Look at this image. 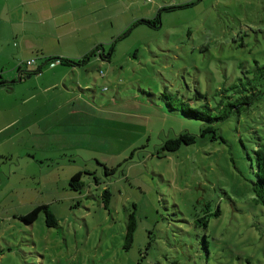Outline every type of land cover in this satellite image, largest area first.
I'll return each instance as SVG.
<instances>
[{
    "label": "rangeland",
    "instance_id": "374dc122",
    "mask_svg": "<svg viewBox=\"0 0 264 264\" xmlns=\"http://www.w3.org/2000/svg\"><path fill=\"white\" fill-rule=\"evenodd\" d=\"M31 59L32 76L17 68ZM255 61L264 0H0V73L15 81L0 86V264H264V94L211 141L142 93L213 104ZM186 131L195 143L160 150ZM40 205L56 226L20 220Z\"/></svg>",
    "mask_w": 264,
    "mask_h": 264
},
{
    "label": "trees",
    "instance_id": "16d2710c",
    "mask_svg": "<svg viewBox=\"0 0 264 264\" xmlns=\"http://www.w3.org/2000/svg\"><path fill=\"white\" fill-rule=\"evenodd\" d=\"M172 9V8H171ZM170 10V9H168ZM141 23L138 21L137 25ZM155 24V23H154ZM100 47H97L95 52H100ZM56 58L45 59L44 65L50 64ZM255 66L253 72L248 76L249 72H245L243 79L238 78V83H234L228 88L221 89L219 94L221 98L215 100L213 104L208 103L207 99L199 104H191L194 101L204 98L199 92L196 93L193 99H185L181 96L179 91H172L164 86L157 92L143 91L142 93L148 94L150 97H154L155 100L161 101L164 110L173 116H180L185 120L200 123V135L203 137L206 134H211L209 139L215 141L219 136L217 134V125L228 120L230 117H238L241 112L246 111L254 101L264 94V90H261L258 83L264 81V65L259 66L258 62H254ZM42 65V66H44ZM41 67L37 68L34 73L40 72ZM1 85V82H0ZM196 135L189 131L180 133L173 139H167L163 142L161 151L175 152L181 145H191L195 143ZM254 155V169L253 180L251 181L252 192L255 196V200L264 207V142L258 144V147L253 152ZM106 171L115 172V169H107ZM107 175V174H106ZM81 173L74 174L69 180V187L73 191H79L83 188V182L80 181ZM110 192L108 189L102 192L101 198L103 199L102 205L104 208L108 207L110 203ZM40 212L45 214V223L48 227L56 226L54 216L50 212L48 206L40 205L35 207L27 215L20 217L21 221L30 224L37 219V215ZM136 229V219L133 213L127 215L125 223V240L126 248L129 247L132 242L133 233Z\"/></svg>",
    "mask_w": 264,
    "mask_h": 264
},
{
    "label": "crops",
    "instance_id": "0c3cea01",
    "mask_svg": "<svg viewBox=\"0 0 264 264\" xmlns=\"http://www.w3.org/2000/svg\"><path fill=\"white\" fill-rule=\"evenodd\" d=\"M29 67H30V66H29ZM17 68H18V69H22V68L24 69V68H25L26 71H27V66L24 67V66H22V65H18ZM34 71H35V70H34ZM34 71H33L31 74H33ZM25 73L28 74L27 72H25ZM25 73H24V74H25ZM31 74H30V75H31ZM34 74H35V73H34ZM21 75L23 76V74H21ZM31 76H32V75H31ZM12 79H13V78H12ZM9 81H10V80H8L7 78H4L3 75H2V73H0V82H1V83H3V82H9ZM11 85H12V84H11ZM11 85H5V86L10 87ZM0 86H3V84H1Z\"/></svg>",
    "mask_w": 264,
    "mask_h": 264
},
{
    "label": "water",
    "instance_id": "95a60500",
    "mask_svg": "<svg viewBox=\"0 0 264 264\" xmlns=\"http://www.w3.org/2000/svg\"><path fill=\"white\" fill-rule=\"evenodd\" d=\"M27 73H29V74H31L33 71H26ZM19 80H20V77H18L17 79H16V82H19ZM13 83H15V81L13 82V81H9V82H3V83H1V84H3V85H11V84H13Z\"/></svg>",
    "mask_w": 264,
    "mask_h": 264
},
{
    "label": "built area",
    "instance_id": "2783aa9c",
    "mask_svg": "<svg viewBox=\"0 0 264 264\" xmlns=\"http://www.w3.org/2000/svg\"><path fill=\"white\" fill-rule=\"evenodd\" d=\"M33 63H34L33 59L28 60V61L25 62V66L29 67V66L33 65Z\"/></svg>",
    "mask_w": 264,
    "mask_h": 264
}]
</instances>
